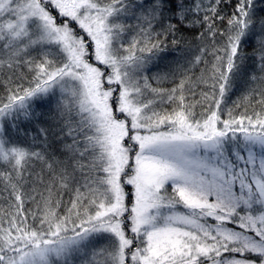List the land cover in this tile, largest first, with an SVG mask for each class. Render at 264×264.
<instances>
[{
	"label": "snow or ice",
	"instance_id": "obj_1",
	"mask_svg": "<svg viewBox=\"0 0 264 264\" xmlns=\"http://www.w3.org/2000/svg\"><path fill=\"white\" fill-rule=\"evenodd\" d=\"M0 264H264V0H0Z\"/></svg>",
	"mask_w": 264,
	"mask_h": 264
},
{
	"label": "trees",
	"instance_id": "obj_2",
	"mask_svg": "<svg viewBox=\"0 0 264 264\" xmlns=\"http://www.w3.org/2000/svg\"><path fill=\"white\" fill-rule=\"evenodd\" d=\"M230 11V9H229ZM200 29H195V28H187V29H182V34L185 37V40L188 42V44H181L179 47V51H169L168 53H165L167 59L162 61L159 65V70H166L167 67L172 64L174 61L177 59H180L181 62H183L182 58L185 55H191V51H194L195 46L199 43V41L196 39V36ZM222 39V38H221ZM172 46L170 45V48ZM255 47V42L254 41H248L244 45V53L250 57L248 61L249 67L253 66V59L252 57V51L253 48ZM191 49V51H190ZM198 74V73H197ZM240 95L239 91L231 97V100L229 101V107L232 108L233 114L234 115H240V114H248L252 115L256 111L261 110V106L258 104H253V105H241L240 107H235L232 104V101L236 100L237 97Z\"/></svg>",
	"mask_w": 264,
	"mask_h": 264
}]
</instances>
